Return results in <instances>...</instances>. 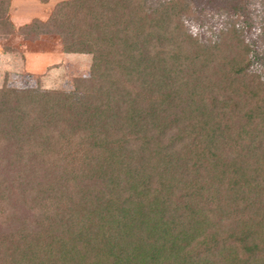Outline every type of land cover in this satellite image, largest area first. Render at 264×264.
Segmentation results:
<instances>
[{
  "label": "trees",
  "instance_id": "obj_1",
  "mask_svg": "<svg viewBox=\"0 0 264 264\" xmlns=\"http://www.w3.org/2000/svg\"><path fill=\"white\" fill-rule=\"evenodd\" d=\"M191 15L65 0L17 28L90 66L67 92L0 87V264H264V80L234 21L202 41Z\"/></svg>",
  "mask_w": 264,
  "mask_h": 264
},
{
  "label": "rangeland",
  "instance_id": "obj_2",
  "mask_svg": "<svg viewBox=\"0 0 264 264\" xmlns=\"http://www.w3.org/2000/svg\"><path fill=\"white\" fill-rule=\"evenodd\" d=\"M65 0H8L16 28L11 35H2V50L15 55L18 62L17 72L10 77L5 73L3 83L9 88L67 92L72 90V82L77 78H85L89 74L90 55L65 54L62 52L60 39L52 34L17 33L20 25H27L32 20L45 22L54 6ZM190 4L192 15L184 23L189 32L202 41L214 37L227 21H234L241 28L243 39L251 46L257 61L250 63V70L262 75L264 80V37L260 32L263 20L261 9L264 0H185ZM241 7L237 12L234 7ZM13 26V25H12ZM23 33H25L23 31ZM27 72H26V71ZM8 78V80H7ZM8 83H6V81Z\"/></svg>",
  "mask_w": 264,
  "mask_h": 264
},
{
  "label": "crops",
  "instance_id": "obj_3",
  "mask_svg": "<svg viewBox=\"0 0 264 264\" xmlns=\"http://www.w3.org/2000/svg\"><path fill=\"white\" fill-rule=\"evenodd\" d=\"M11 8L12 7L10 6V8L8 10L9 20H10L11 24L13 25V27L16 28L17 26H16V24L14 22V19L17 20V16L15 17V15H14L12 17ZM20 26H22V25H20ZM14 57H15V55H13L8 50H2V44L0 43V87L3 84V82H4L3 81L4 80L3 79V75L5 73L7 74L8 77H10L11 75H13V73L17 72L18 62L14 61V59H15ZM7 80H8V78H7ZM6 83H8V82L6 81Z\"/></svg>",
  "mask_w": 264,
  "mask_h": 264
}]
</instances>
